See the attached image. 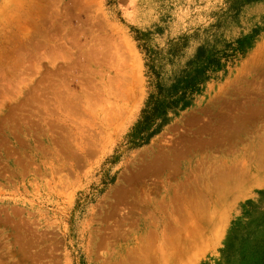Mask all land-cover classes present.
<instances>
[{
	"label": "rangeland",
	"instance_id": "rangeland-1",
	"mask_svg": "<svg viewBox=\"0 0 264 264\" xmlns=\"http://www.w3.org/2000/svg\"><path fill=\"white\" fill-rule=\"evenodd\" d=\"M0 264H264V0H0Z\"/></svg>",
	"mask_w": 264,
	"mask_h": 264
},
{
	"label": "trees",
	"instance_id": "trees-1",
	"mask_svg": "<svg viewBox=\"0 0 264 264\" xmlns=\"http://www.w3.org/2000/svg\"><path fill=\"white\" fill-rule=\"evenodd\" d=\"M159 95H160V92H159ZM152 103L155 106L157 104V100H154ZM145 114H146V112H145ZM151 115L152 114H148L147 113V115L143 116V121L147 122L150 119ZM135 136H139V134H135ZM139 140H144V137L143 136H141V137L139 136Z\"/></svg>",
	"mask_w": 264,
	"mask_h": 264
}]
</instances>
